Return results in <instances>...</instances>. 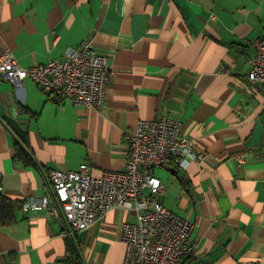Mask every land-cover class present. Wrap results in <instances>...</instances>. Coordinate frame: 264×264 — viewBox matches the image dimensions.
Masks as SVG:
<instances>
[{
	"label": "crops",
	"instance_id": "crops-1",
	"mask_svg": "<svg viewBox=\"0 0 264 264\" xmlns=\"http://www.w3.org/2000/svg\"><path fill=\"white\" fill-rule=\"evenodd\" d=\"M258 38L264 0H0V56L34 66L90 41L113 71L99 108L0 78V264H67L62 219L24 202L50 195L51 168L124 170L139 121L162 116L206 154L156 170L159 201L195 224L184 264H264V84L248 77ZM133 219L115 208L76 231L84 263L124 264Z\"/></svg>",
	"mask_w": 264,
	"mask_h": 264
},
{
	"label": "built area",
	"instance_id": "built-area-1",
	"mask_svg": "<svg viewBox=\"0 0 264 264\" xmlns=\"http://www.w3.org/2000/svg\"><path fill=\"white\" fill-rule=\"evenodd\" d=\"M254 46L248 77L252 83L264 84V38L256 39ZM112 74L109 58L90 41L68 47L62 59L34 66H23L11 50L0 56V78L17 87L32 78L45 91L77 106L101 107ZM205 156L184 134L178 119H142L130 136L124 170L94 175L88 163L75 170L51 168L50 195L29 197L23 206L47 209L61 218L66 237L90 228L112 209L134 211L135 219L125 221L122 227L124 264H184L193 252L189 238L195 224L159 201L164 185L156 170L164 166L184 170L194 161H204Z\"/></svg>",
	"mask_w": 264,
	"mask_h": 264
},
{
	"label": "trees",
	"instance_id": "trees-1",
	"mask_svg": "<svg viewBox=\"0 0 264 264\" xmlns=\"http://www.w3.org/2000/svg\"><path fill=\"white\" fill-rule=\"evenodd\" d=\"M1 206L5 209L6 206H9V202L6 199H2ZM1 212H0V216L1 215L3 216L4 211ZM66 249H67V264H85L82 258L80 244L76 234L67 238Z\"/></svg>",
	"mask_w": 264,
	"mask_h": 264
}]
</instances>
